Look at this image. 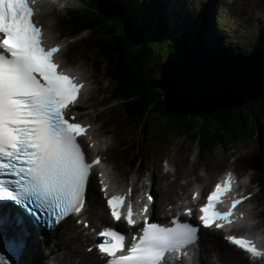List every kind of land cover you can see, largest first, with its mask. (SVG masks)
<instances>
[{
  "label": "snow or ice",
  "instance_id": "obj_1",
  "mask_svg": "<svg viewBox=\"0 0 264 264\" xmlns=\"http://www.w3.org/2000/svg\"><path fill=\"white\" fill-rule=\"evenodd\" d=\"M33 2L0 0V206L12 202L37 219L44 209L54 212L59 221L81 211L91 168L99 160L86 162L77 142L86 128L74 117L66 118L82 85L58 70L59 47L44 46ZM230 190L228 179L215 185L199 209L203 226L210 227L216 220L231 222L232 209L247 197L233 200L229 211L217 210ZM124 201L123 195H114L107 199V206L114 220L123 216L133 226L132 206L128 205L126 215L121 212ZM173 223L174 227H161L148 223L145 216L141 234L133 237L135 242L126 254H118L125 251V236L111 229L102 231L99 235L106 239L99 251L110 258L107 264H165L169 253L179 252L197 238L196 228ZM226 239L253 258L262 255L244 238Z\"/></svg>",
  "mask_w": 264,
  "mask_h": 264
},
{
  "label": "trees",
  "instance_id": "obj_2",
  "mask_svg": "<svg viewBox=\"0 0 264 264\" xmlns=\"http://www.w3.org/2000/svg\"><path fill=\"white\" fill-rule=\"evenodd\" d=\"M77 1L81 4L65 9L62 22L71 33H87L71 49L98 60L100 76L107 82V98L103 103L108 107L106 123L122 134L118 136L117 150L112 152L119 161L129 162L130 169L135 170L141 164L138 170L142 169L143 162L158 151L160 145L167 144L171 134L183 136L189 144L206 143L208 139L215 145L226 146L243 139L253 128L261 148L264 93L238 107L188 115L168 112L161 90L151 85L167 56L175 61L180 56L189 60L193 55H224L223 37H216L219 41L214 46L212 40L216 33L215 29H210V25L218 27L215 20L220 17L211 19L205 10L199 15L200 27H197L194 18L199 9L193 8L178 23L174 12L167 11L169 7L164 0H150L149 10L138 0H126L124 7V0H108V3L95 0L93 6L84 0ZM157 9L162 15L153 13ZM225 23L223 21L221 29L218 27L220 31L224 30ZM251 40L249 43H254L256 51L264 48V23ZM217 126L220 131L213 133ZM261 196L264 199L263 192ZM37 261L38 258L32 264Z\"/></svg>",
  "mask_w": 264,
  "mask_h": 264
},
{
  "label": "rangeland",
  "instance_id": "obj_3",
  "mask_svg": "<svg viewBox=\"0 0 264 264\" xmlns=\"http://www.w3.org/2000/svg\"><path fill=\"white\" fill-rule=\"evenodd\" d=\"M138 1L143 3L144 7L149 10L148 5H150V3L148 2L150 0ZM164 1L169 7L167 10L169 14L173 11L175 16L178 17L175 19H182L185 17L188 8L189 12H192L193 8L198 9L201 6L198 5V3L203 2L204 4V0ZM178 1L182 3V6L177 3ZM84 2H89L90 5L93 6L95 0H84ZM105 2L108 3V0H105ZM232 2L233 1L229 0H217L212 6L214 7L216 15L221 18V20H219L220 24H218L220 29L221 24L226 20L223 31H220L218 27L215 28V25H210V29L213 31L215 29L214 34L216 33L212 43L217 44L219 39L216 41V37H223L221 42L223 47L229 49H231L230 47H234L232 48L233 51L244 56L252 55L256 50L254 49V43H249V40L259 32L264 23V0H236L234 4H232ZM60 4L61 2H57L54 8L51 6V8H47V10L50 15L54 13L52 11L58 12V14L55 15L57 20L55 32H57L59 36H62L58 42H64L62 49L64 55L63 64L73 67L82 66L84 73L89 77L88 80L91 84L86 88L87 93L82 96V101L80 100V103L78 102L80 105H78L77 108L81 110L79 114L80 117L84 119V121L90 120L94 123L96 127L95 133L101 137V140L103 139L104 145H101L102 148L100 153L107 154L106 158L102 161L109 168L114 167L116 169V173L112 175V178H115V182L119 180V176L123 178L124 181L135 176L146 186V184L149 183L148 177H151L157 181V184L150 185L149 183V186L159 191V199H163V197L167 196V190L173 189L181 193L180 184H185L187 179L191 180V184L188 187H184V189H186V192H189L192 188L194 178L201 184H209L213 180L212 178L219 176L225 169L232 167L238 174L242 175L240 181L246 182L247 187H251L254 190V199L257 200L255 209V211L257 210L256 213H258L257 216L260 217L264 215V200L260 195V191L256 190L254 185L255 182H259L262 188L261 192L264 193V176L262 175V169H264V134L261 139L260 148L256 132L252 130L253 128L243 139L232 142L226 146L220 145V143L215 145L213 142L208 141V139L206 143L199 141L189 144L183 136L177 137L174 136L175 134H171L168 137V143L162 146L160 145L158 151H155L149 159L143 162L145 163L144 166L150 167L152 170L146 171L143 169L144 173L141 175L135 173V169H130L129 164H127L129 162L119 161L117 156H115V158L113 157L114 155L112 152L117 150L115 146L120 142L118 136L122 134L118 129V132L116 131L115 134L111 133L109 129L110 125L106 123L105 115L108 112V107H106V104L103 105V103L106 102L107 98L105 95L107 92V82L100 76L98 60L96 58L88 56L81 51L74 52V50L71 49L74 45L79 44V41H81L80 37L87 36V33L82 32L76 35L75 38L71 36L69 28H66L62 22L65 10L60 8ZM79 4L81 3L79 2ZM181 9L183 11L180 13ZM157 11L158 9L154 10L153 13L155 15H162L161 10ZM257 16H259V18H257ZM214 18L215 15L211 19ZM53 22L54 21H52L51 24ZM241 38L243 39L241 40ZM67 59H69V61ZM254 107H257L256 103H254ZM261 122L264 125V118ZM213 129V133L220 131L218 126ZM214 137L217 136L214 135ZM106 145H108L107 152L104 150ZM116 162H118V164ZM252 163L256 165L258 170V173H256L253 178H251L252 176L248 174L247 170L248 165L250 166ZM127 166H129V169ZM139 168H141V164H139L138 169ZM250 178L251 181L249 182ZM141 191L144 190L142 188L139 189L140 194ZM89 192L88 201L90 198H95L96 192L98 193V198L100 197L96 178ZM163 207H166V203H163ZM101 210H104L102 199L100 211ZM92 224L93 222H91V225ZM262 224H264V218ZM98 225L99 222H97L95 227H98ZM60 226L62 229L59 233L55 230L53 231L54 233H34V242L28 244V257L21 264H32L36 258H38L37 264H58L59 260L65 256L70 259H64L60 264H76L78 261H81L83 264H91L89 261L93 258V255L85 253L84 246L86 245L82 242L83 246L81 240H78L80 233L77 228L79 226H77L73 220H67ZM262 229H264V226ZM38 244H41V247H39ZM48 255H51V257L47 258ZM78 255L82 256L81 260Z\"/></svg>",
  "mask_w": 264,
  "mask_h": 264
},
{
  "label": "bare ground",
  "instance_id": "obj_4",
  "mask_svg": "<svg viewBox=\"0 0 264 264\" xmlns=\"http://www.w3.org/2000/svg\"><path fill=\"white\" fill-rule=\"evenodd\" d=\"M58 1L61 2L62 10H65L67 7L73 8V7H76L77 5L75 0H37L38 11H37V15L35 19L39 22V25L42 27L43 37L46 36L48 44L52 42H58L59 39L62 38V36H59L58 33L55 32L56 26H57V20H56L55 15H57L58 12L52 11L54 13L50 15L48 13L49 11L47 10V8L49 9L51 8V6L52 8H54L57 5ZM124 3H126V0L123 1L122 7H124ZM177 3L180 6H182L181 2L178 1ZM198 5L203 6L205 10L209 13L211 18L215 15L214 7H210L207 2H204V4L203 2L198 3ZM187 10L189 11V8ZM182 11L183 10L181 9L180 13ZM197 12L198 11H196V13ZM259 16H257V18H259ZM195 19H196L197 27H200L199 16L196 15ZM52 21L54 22L51 24ZM177 21L178 23L180 22L179 19ZM69 32L71 33L70 30ZM199 32L203 34V32L200 29H199ZM71 36L75 38L76 34L71 33ZM83 37L84 36H81V40L83 39ZM60 44H61L60 51L59 53H57V56H56L57 58H59L57 61L59 67L60 66L64 67L65 69H69L72 73L77 74L79 76V79H83L86 81V88H87L88 86H90L91 83H89V80H88L89 77L86 76V74L84 73V69H82V66H76V67L71 66L70 67V66H66L65 64H63L64 56L62 55V49L64 46V42L61 41ZM86 93H87L86 90H83L79 99L77 100V103L75 102L76 104L71 106L74 108L72 112L76 113L77 116L78 114H80V111H81L80 109H77V106L80 105L79 101L80 100L82 101L81 98ZM162 96H163V93H162ZM82 121L85 123L93 124L94 129L91 128V130H93L92 133H93V136L96 142H95V146L89 151L92 155L95 154L96 156H98L101 150L100 146L104 145L102 141L103 139L101 140V137L95 133L96 127L94 123H92L90 120L84 121V119ZM78 141H79V138H78ZM84 144H88L87 139L84 140ZM113 157L115 158V156ZM116 163L118 164V162ZM127 168L129 169V167ZM97 169L98 171H101L102 177H103V172H104V175L108 177L110 176L111 178H112V175L116 173V169L114 167L109 168L103 162L99 166H97ZM151 170L152 169H150V167L147 169V171H151ZM220 175L212 178L213 180L209 184L207 183L201 184L197 181L196 178H194L192 182L193 183L192 188L189 192H186V189H184V187H188L191 184V180L187 179L185 184L183 185L180 184V189L182 190L181 193L173 189H170V190H167V196L163 197V199H159V195H160L159 191L149 186V183L150 185L157 184V181L154 180L153 178L148 177L149 183L148 185L145 186L135 176L127 179L126 181H124L123 178L119 176V180H117L116 182L114 181L115 179L114 178V179H110L108 183L109 189H112L114 191H108L109 189L105 191L106 192L105 199L102 201V204L105 206V211L104 210L100 211L101 199L98 198V193L96 192L95 198H90L89 201L87 200L86 203H87L88 208L87 210L85 209L82 215L85 216L84 217L85 220L89 219L91 222H93L91 227L96 226L97 222H99L98 227H96L97 229L104 225L106 228L111 227V229L115 230L116 232L120 230L119 234L125 236V241H127L130 246H132V244L135 242L133 240V237L141 234V230L144 226L145 216L147 218L148 223H156L160 225L161 227H174L175 224L173 223V221H176L177 223H186L197 229V233H196L197 238L195 242L184 246L183 247L184 252H182V254H184L182 256H187V259L191 264H257L258 260H260L261 264H264V254H262L258 258L247 257L244 252H242L240 249H238L236 246L231 244L226 239V237L228 236L236 237L237 235L243 234L247 230L248 221L251 222L254 229L256 228V226L259 229H262V227L264 226V224H262L264 215L260 217L257 216L258 214L256 213L257 210L256 211L253 210V213H249L242 204H239L238 207L236 206L235 209H232V213L239 212L241 214V217H240L241 219L239 218L237 220L231 215L229 217V221H231L230 223L225 222V221L216 220L213 222V224L210 227L203 226L202 222L199 219L201 215L199 209L201 206L207 203V196L210 191V186L213 189H215V185L217 184V180L220 177ZM235 175L239 177L240 179L242 178L241 177L242 175L238 174L237 172ZM225 178L228 179L229 178L228 175H225ZM91 179H94V178L91 177ZM249 181H251V178L249 179ZM246 184H247L246 182H242L240 186H245ZM141 188L144 191H141V194H140L139 189ZM114 195H123L125 197L124 204L121 207V212L123 215L127 214L128 205L130 204L132 206V210H133L132 218L135 221V224L133 226H129L126 220L123 219V216L120 221L114 220L113 217L111 216V210L107 206V199L111 198ZM193 195L196 196L195 200L192 198ZM149 196L151 197V200L148 199ZM227 197L230 200V204H225V200ZM239 198L240 197L237 194H234L231 191H229L227 194L221 197V202L218 203L217 210L221 212L229 211L232 208V201L235 199H239ZM163 203H166V207H163ZM145 207H147L146 213H144ZM189 210H191L190 215L187 214ZM39 212H42V209L39 210ZM42 213H44V216L47 219H49L50 213L48 212H42ZM216 223L222 224V227L221 228L215 227ZM11 225L12 223H9L7 227ZM56 225L58 228L57 233H59L61 226L60 224H56L54 222H51V224L47 226L45 233H52ZM1 227H5V222L2 219H0V228ZM253 228L251 227L249 231H251ZM82 229L84 230L85 228H82ZM88 229H90V227ZM262 230L264 231V229ZM96 231L97 230H91V233L87 232L86 237H87V240H90L91 246H93L94 242H97V245L99 248V245L101 243L100 241L96 239V236H95ZM79 236H80V240L82 243V240L85 238V235L79 234ZM2 238L5 240V237H2ZM34 240L35 239H33L32 236H29L27 238V243L20 241L18 244L19 250L17 252L16 261L12 260L10 264H13V263L21 264L24 260H26L29 254L28 244H32ZM260 243H261V246H260V252H261L262 250H264V236L260 238ZM84 248H85V253H90L93 255V258L89 261L91 262V264H96L97 261L100 264H104V260L100 257L101 255L100 251L98 253H94L93 251L88 250L86 246H84ZM123 253L126 254V251H124ZM79 256L80 255H78V257ZM50 257L51 255L47 256V258H50ZM79 258L81 260L82 256H80ZM64 259H70V258L65 256L61 260H59L58 264H60ZM177 262L180 264H188L184 260V258H182V260H177ZM76 264H83V263L81 261H78L76 262Z\"/></svg>",
  "mask_w": 264,
  "mask_h": 264
},
{
  "label": "water",
  "instance_id": "obj_5",
  "mask_svg": "<svg viewBox=\"0 0 264 264\" xmlns=\"http://www.w3.org/2000/svg\"><path fill=\"white\" fill-rule=\"evenodd\" d=\"M222 51L224 55H193L189 60L166 57L151 85L162 91L168 112L210 114L241 106L264 93V48L247 56L223 46ZM8 246L0 238V252L9 261H16L17 250L10 254L5 250ZM9 261L0 264H10Z\"/></svg>",
  "mask_w": 264,
  "mask_h": 264
}]
</instances>
